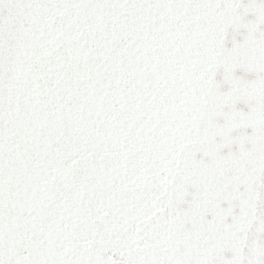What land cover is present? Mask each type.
Masks as SVG:
<instances>
[{
    "label": "snow or ice",
    "instance_id": "1",
    "mask_svg": "<svg viewBox=\"0 0 264 264\" xmlns=\"http://www.w3.org/2000/svg\"><path fill=\"white\" fill-rule=\"evenodd\" d=\"M0 264H264V0H0Z\"/></svg>",
    "mask_w": 264,
    "mask_h": 264
}]
</instances>
